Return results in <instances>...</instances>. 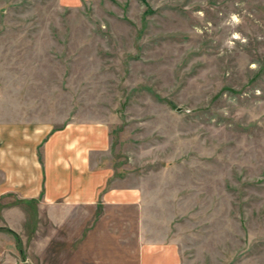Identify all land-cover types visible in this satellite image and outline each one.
Listing matches in <instances>:
<instances>
[{
  "label": "rangeland",
  "instance_id": "374dc122",
  "mask_svg": "<svg viewBox=\"0 0 264 264\" xmlns=\"http://www.w3.org/2000/svg\"><path fill=\"white\" fill-rule=\"evenodd\" d=\"M0 118L107 123L183 264H264V0H0ZM44 207L0 198V264H135V208Z\"/></svg>",
  "mask_w": 264,
  "mask_h": 264
},
{
  "label": "crops",
  "instance_id": "0c3cea01",
  "mask_svg": "<svg viewBox=\"0 0 264 264\" xmlns=\"http://www.w3.org/2000/svg\"><path fill=\"white\" fill-rule=\"evenodd\" d=\"M110 150L107 123L75 120L55 129L36 119L0 118V198L41 200L53 220L68 209L99 204L135 208L140 215L135 264H183L180 243L173 234L152 220L145 222L143 191L122 184L103 160Z\"/></svg>",
  "mask_w": 264,
  "mask_h": 264
},
{
  "label": "clouds",
  "instance_id": "9594fccd",
  "mask_svg": "<svg viewBox=\"0 0 264 264\" xmlns=\"http://www.w3.org/2000/svg\"><path fill=\"white\" fill-rule=\"evenodd\" d=\"M232 22H234V23H236V24L239 23V20H238V18H237L235 15L231 16L230 20L228 21V23H232ZM233 35H234V37H235L236 39H240V36H239L238 33H234ZM227 43H228L229 45H231L232 41L229 40V41H227Z\"/></svg>",
  "mask_w": 264,
  "mask_h": 264
},
{
  "label": "trees",
  "instance_id": "16d2710c",
  "mask_svg": "<svg viewBox=\"0 0 264 264\" xmlns=\"http://www.w3.org/2000/svg\"><path fill=\"white\" fill-rule=\"evenodd\" d=\"M15 236L17 237V235L15 234Z\"/></svg>",
  "mask_w": 264,
  "mask_h": 264
}]
</instances>
